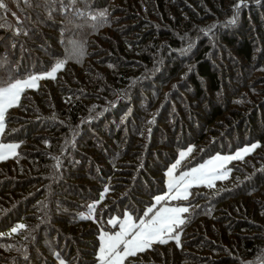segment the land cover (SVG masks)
Returning a JSON list of instances; mask_svg holds the SVG:
<instances>
[{
	"label": "trees",
	"instance_id": "trees-1",
	"mask_svg": "<svg viewBox=\"0 0 264 264\" xmlns=\"http://www.w3.org/2000/svg\"><path fill=\"white\" fill-rule=\"evenodd\" d=\"M2 2L0 87L63 67L8 111L18 152L0 161V264H96L108 218L140 216L179 149L190 166L250 143L226 179L192 189L178 243L127 264H258L264 0Z\"/></svg>",
	"mask_w": 264,
	"mask_h": 264
},
{
	"label": "snow or ice",
	"instance_id": "snow-or-ice-1",
	"mask_svg": "<svg viewBox=\"0 0 264 264\" xmlns=\"http://www.w3.org/2000/svg\"><path fill=\"white\" fill-rule=\"evenodd\" d=\"M4 7H6V5L2 2V0H0V8ZM240 7V4L236 5L237 9ZM100 15L103 16L104 13H101ZM62 67L63 62H58L48 75L52 76ZM41 78L43 77L32 76L26 80H16L15 82H9L6 86L0 87V134L4 131V118L6 110L10 107L17 106L20 94L24 91V89L34 87L36 85V81ZM257 146L258 145H252L251 148H245L243 150V154L249 153ZM16 147L18 146L0 145V149H6L9 152H13ZM191 150V148L188 149L189 152ZM179 155L183 158L186 153L182 151ZM240 158H242V153L238 152L235 156L223 158L217 157L216 160L228 161ZM0 159H7V156L0 155ZM179 162L180 161L178 160L176 164H173L172 167L169 168L167 174L170 177H172V173ZM204 167L205 166H201V169L194 168L190 173H182L179 178L172 177L168 183L169 192L163 196L155 197L156 203L167 199H187L188 188L191 187L193 183H207L208 186H212V179L224 178L217 175L216 168L213 167L207 173V176H210L211 179H207L206 175L202 172ZM105 191H107V189H105ZM172 193L175 194L173 195ZM93 207V205H90L89 209L91 210ZM153 207H155V205H153ZM188 210L189 209L186 207L161 208L160 211L156 212L155 215H153L147 222L140 219L139 224L133 223L132 217L128 213H125L124 219L119 222L121 229L119 232L114 235L104 233L100 237L101 247L98 253V260L100 264H124L127 257L135 256L138 252L145 251L147 248L151 247L154 242H159L161 244L167 243V240L164 239L165 235H168V238L170 239H175L178 243L179 236H172L171 233L173 231V227H178L184 223L180 214L186 213ZM150 212H152V208L147 209L145 215ZM110 223H116V221H110ZM24 227V225H17L11 229V232L8 233V235L10 236ZM129 236L130 238H128ZM121 246L123 247L121 248ZM60 264H64V262L61 261Z\"/></svg>",
	"mask_w": 264,
	"mask_h": 264
},
{
	"label": "rangeland",
	"instance_id": "rangeland-1",
	"mask_svg": "<svg viewBox=\"0 0 264 264\" xmlns=\"http://www.w3.org/2000/svg\"><path fill=\"white\" fill-rule=\"evenodd\" d=\"M185 59H189V58H185ZM50 72L51 71L41 72V73H36V74H31V75H28V76L23 77V78L15 79L12 82H15L16 80H26V79H28V78H30L32 76L43 77V78L38 79L36 81V85L34 87H31V88H36L38 86L39 82L42 79H44L46 77H52L54 75L53 74L52 76H49L48 74ZM6 85H4V86H6ZM31 88H25L24 91L26 89H31ZM22 93L20 94V99H21ZM20 99H19V101H20ZM19 101H18V103H19ZM11 108L12 107L8 108L6 110V112H5L4 130H5V121H6V118H7V115H8V111ZM3 136H4V131H3L2 134H0V145H17L18 146V143L16 141H5L3 139ZM252 145H257V143L244 144L242 146L235 147L232 151H226V152H223V153H220V152L214 153V154H212L210 156L205 157L204 159H202L200 161H197L195 164L190 165V166H187V164L190 163L194 159V157H195V155L193 154L192 147L188 146L186 148L179 149L178 152H177V156H176L175 160L172 163H170L167 166L166 170H165V173H164V188L165 189H164V191L163 192H160V193H158V194H156V195H154L152 197L150 204L144 208V210H143V212L141 213L140 216H136L135 214L131 213L128 210H124L121 215L113 214L110 218H108L107 224H108V227L111 230H103V229H101L100 232H99V234H98V237H97V239H98V247H97V251H96L97 263L96 264H100V262L98 260V253H99V250H100V247H101V239H100L101 235L104 234V233H106L108 235H114L115 233L119 232L121 230L120 229L119 222L124 219L125 213H128L132 217V222L133 223L139 224L140 219H143L145 222H147L148 220H150L152 218L153 215H155L156 212L160 211L161 208H179V207H186V208L189 209V202H190V199H191L192 189L194 187H198V186H208L207 183H193L192 186L188 188L187 199H183V198H181V199H167V200H162L159 203H156L155 197H157V196H163V195H165L166 193L169 192L168 183H169V180L172 179V177L179 178L182 173H186V172L190 173L191 170L194 169V168L195 169H201V166H205L202 169V172L206 175V178L207 179H211L210 176H207V173L213 167H215L216 168V174L219 175V176H222L224 178H222V179H212V186H213L216 181H218V180H224V179H226L229 176V174H230V164L232 162L237 161V160H240L244 156H246L247 154L252 153L254 151V149H253L249 153L243 154V150L245 148H251ZM189 148L192 149L190 152L188 151ZM182 151L186 153V155L183 158H181L180 155H179L180 152H182ZM13 152H14V154H13ZM13 152H9L6 149H0V155L7 156V158L13 157L18 152V147H16L13 150ZM238 152L239 153H242V158H240V159H232V160H228V161H223V160L217 161L216 160L217 157L223 158V157L235 156L236 153H238ZM1 160H4V159H0V161ZM178 160L180 162H179V164H177L176 168L174 169V171L172 173V177H170L167 174L168 173V170H169V168L172 167L173 164H176V162ZM172 194L174 195L175 193H172ZM153 205H155V207H153ZM149 208H152V212H150L147 215H145L147 209H149ZM186 213H181L180 214V216H181L182 219L184 218V215ZM110 221H116V223H110ZM178 227H173V231H172L171 235L172 236L178 235L179 236V241H180V234L178 232H176V229ZM8 232H11V231H8ZM128 238H130V236ZM164 239H166V240L169 239L168 238V235H165L164 236ZM173 240L176 241L175 239H173ZM157 243L158 242H154V243H152L151 246H153V245H155ZM122 247L123 246H121V248ZM133 258H134V256L127 257L125 259V261H124V264H127V261H129V260L130 261H133L134 260ZM262 259H264V257ZM262 259H260V261H258V264H263L264 260H262ZM61 261H63L64 264H66V261L63 258H59L56 261V264H60Z\"/></svg>",
	"mask_w": 264,
	"mask_h": 264
}]
</instances>
